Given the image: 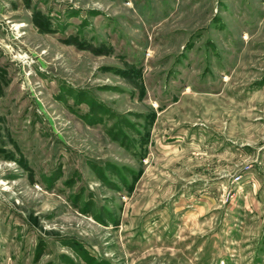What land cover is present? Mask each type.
<instances>
[{
	"label": "rangeland",
	"instance_id": "rangeland-1",
	"mask_svg": "<svg viewBox=\"0 0 264 264\" xmlns=\"http://www.w3.org/2000/svg\"><path fill=\"white\" fill-rule=\"evenodd\" d=\"M0 264H264V0H0Z\"/></svg>",
	"mask_w": 264,
	"mask_h": 264
}]
</instances>
